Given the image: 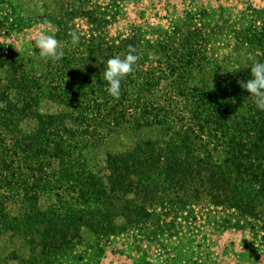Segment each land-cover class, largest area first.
Returning <instances> with one entry per match:
<instances>
[{
    "label": "trees",
    "instance_id": "trees-1",
    "mask_svg": "<svg viewBox=\"0 0 264 264\" xmlns=\"http://www.w3.org/2000/svg\"><path fill=\"white\" fill-rule=\"evenodd\" d=\"M13 1L0 0V34L42 17L63 56L28 58V66L0 75V237L13 245L6 255L18 264H59L76 256L84 230L99 240L131 224L160 229L156 206L192 219L213 207L223 228L264 233V111L240 87L248 61H264L263 21L236 32L235 46L248 56L236 60L233 52L229 64L228 54L206 48V27L195 18L183 38L176 26L155 39L137 28L106 38L100 19L81 6L29 18ZM80 15L88 17L86 32L73 23ZM132 49L138 59L117 99L106 90L105 62ZM6 51L0 44V63ZM118 129L153 131L109 153L99 173L85 150ZM46 194L53 197L47 205L40 202Z\"/></svg>",
    "mask_w": 264,
    "mask_h": 264
},
{
    "label": "rangeland",
    "instance_id": "rangeland-1",
    "mask_svg": "<svg viewBox=\"0 0 264 264\" xmlns=\"http://www.w3.org/2000/svg\"><path fill=\"white\" fill-rule=\"evenodd\" d=\"M31 18L40 12L58 14L62 7L77 5L83 12L93 14L103 24L100 27L106 38L126 34L130 29H140L150 39L157 38V32L176 26L183 38L188 32L189 22L195 18L203 24L208 36L206 48L215 56L228 54V63L243 60L246 53L235 46V34L251 22L264 26V0H14ZM113 9L112 17L109 11ZM88 18V17H87ZM84 15L75 17L74 24L81 32L88 30ZM108 20V22L106 21ZM19 32L0 34V44L11 54L0 63V75L7 74L11 67L16 69L28 66L26 60H43L39 50L33 47L41 32L54 33V27L40 18L31 19ZM90 24V23H89ZM261 24V25H262ZM215 27V28H214ZM215 29L211 36L210 29ZM213 29V30H214ZM210 35V36H209ZM180 39V38H179ZM60 42L58 41L59 49ZM235 47L238 49L236 50ZM13 51V53H10ZM232 57V59H230ZM220 58V57H219ZM152 129L134 132L118 129L104 138L97 146L85 150L89 165L104 172V162L111 152H118L135 144L137 139L150 135ZM53 200L49 194L43 195L40 202L47 205ZM153 218L161 225H129L125 231L110 234L97 240L84 230L82 243L77 245L75 257H63L59 264H264V233L258 227H222V213L213 207L199 209L192 219V212L169 209L163 212L154 207ZM154 230L153 233H151ZM13 245L0 237V264H18L14 255H6ZM27 256L26 248L20 249ZM20 253V255H21ZM6 255V256H5ZM6 257V258H4ZM8 257V258H7ZM8 259V260H6Z\"/></svg>",
    "mask_w": 264,
    "mask_h": 264
},
{
    "label": "clouds",
    "instance_id": "clouds-1",
    "mask_svg": "<svg viewBox=\"0 0 264 264\" xmlns=\"http://www.w3.org/2000/svg\"><path fill=\"white\" fill-rule=\"evenodd\" d=\"M73 43L80 40L77 32L70 33ZM33 47L39 50L43 57L58 60L63 56V52L59 49L58 41L53 34L41 32L37 35ZM138 56L135 50L128 51L123 56L116 55L108 58L105 62L103 70V79L107 82V92L114 98L121 95V80L127 74L133 71V65L137 61ZM249 69V78L240 82V87L247 90L251 95L255 107L264 111V61L252 58L246 64Z\"/></svg>",
    "mask_w": 264,
    "mask_h": 264
}]
</instances>
